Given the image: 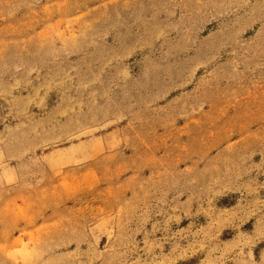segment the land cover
Segmentation results:
<instances>
[{
	"label": "rangeland",
	"instance_id": "obj_1",
	"mask_svg": "<svg viewBox=\"0 0 264 264\" xmlns=\"http://www.w3.org/2000/svg\"><path fill=\"white\" fill-rule=\"evenodd\" d=\"M0 264H264V0H0Z\"/></svg>",
	"mask_w": 264,
	"mask_h": 264
}]
</instances>
